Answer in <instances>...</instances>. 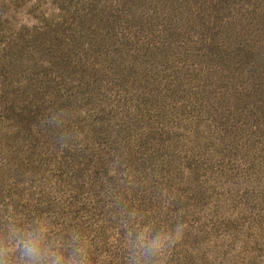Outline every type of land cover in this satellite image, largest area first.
Instances as JSON below:
<instances>
[{
    "label": "rangeland",
    "instance_id": "1",
    "mask_svg": "<svg viewBox=\"0 0 264 264\" xmlns=\"http://www.w3.org/2000/svg\"><path fill=\"white\" fill-rule=\"evenodd\" d=\"M0 264H264V0H0Z\"/></svg>",
    "mask_w": 264,
    "mask_h": 264
},
{
    "label": "clouds",
    "instance_id": "2",
    "mask_svg": "<svg viewBox=\"0 0 264 264\" xmlns=\"http://www.w3.org/2000/svg\"><path fill=\"white\" fill-rule=\"evenodd\" d=\"M25 249L27 254H33L36 251V249L29 248L27 245H25Z\"/></svg>",
    "mask_w": 264,
    "mask_h": 264
}]
</instances>
